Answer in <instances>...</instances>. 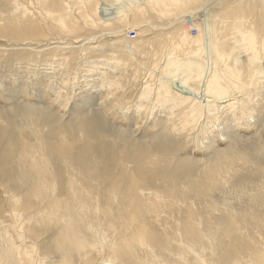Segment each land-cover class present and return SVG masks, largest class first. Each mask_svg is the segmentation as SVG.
Returning <instances> with one entry per match:
<instances>
[{
	"label": "bare ground",
	"instance_id": "obj_1",
	"mask_svg": "<svg viewBox=\"0 0 264 264\" xmlns=\"http://www.w3.org/2000/svg\"><path fill=\"white\" fill-rule=\"evenodd\" d=\"M0 1L5 2L8 12V6L18 0ZM141 1L148 8L144 9L138 0H42L40 4L45 18L51 22L49 24L44 25L42 19L40 22L31 19L27 11L18 8V5L9 14L21 15L18 17L22 20L19 25L4 26L0 19V30L11 28L16 33L18 31V36H24L20 39L29 41L35 34L44 31L59 38L84 36L88 39L99 35L102 32L96 31L106 27L118 29L120 35L129 36L134 30L141 32L150 14L177 28L173 38L177 41L166 46V51L181 50L183 55H187L189 47L197 44L204 32L209 33L207 46L202 50L203 54L211 51L210 56L215 53L212 68L219 73L211 75L210 81L206 82V73L210 70L202 62H196L198 59L176 67L168 59L161 60V66L166 68L162 72L163 84H152L146 80L142 89L156 91L157 97L159 91H166L177 76L182 78V83L195 79L206 90L198 94L194 89L172 91L169 88L166 95L171 99L170 103L164 105L162 101L166 99L159 98L157 105L152 107V111L159 113L162 127L155 145L150 148L156 151L142 153L145 147L132 143L135 139L128 131H113L116 137L112 140L98 133L97 128L87 125L91 120H82L77 121L74 128L53 129L46 135L35 131L36 142L23 139L15 142L16 164L30 162L32 152L40 149L37 141L48 143L49 149L41 160L56 164L52 170L31 165L6 170L10 156L1 152L0 174L7 187H3L5 199L0 201V264H264V215L193 220L192 205L185 198L180 204L178 201L184 194L178 186V167L172 165L181 159L172 157L165 161V148L176 146V153L182 150L165 134L167 121L172 119L175 127L195 128L198 110L194 101L197 100L206 101L211 119L207 121L205 132L189 140L193 143L206 141L201 147L202 152H211L215 139L219 138L229 150L218 163L211 165L219 172L216 178L203 176L201 180H194V167L188 171L186 182L192 189L195 182H199L197 194L204 201H209L210 188L222 185V173L218 169L220 164L230 174L237 163L245 169L250 164L253 167L256 165V157L264 160V81L261 78L264 73L258 67L259 60L264 59V46L259 52L253 19L257 10L258 17L262 15L264 22V10L257 5L261 0L246 2V11L239 13L243 17L242 33L232 34L227 40L224 17L229 5L222 17L214 16L206 24V30L199 31V35L192 39L187 32L180 30L174 18L178 17V13L181 16L183 11L196 6L198 1L201 5L209 2L206 7L209 9L216 0ZM5 9H0V15ZM42 36L44 41H37L36 45L47 44ZM125 40L126 37L122 38V41ZM128 49L127 55L118 60L133 62L132 56L137 49ZM242 51L252 53L247 63L240 58ZM199 55L200 52L195 54ZM99 70L100 67H95L88 77H102ZM71 80H77V76ZM83 83L86 86L90 84L87 79ZM174 94L182 99L181 105L174 100ZM138 97L141 98L140 95ZM155 102L156 98L151 105ZM131 104L132 109L142 105L140 100ZM238 104L242 106L239 111L236 108ZM179 119L181 123L177 124ZM14 124L17 133L40 130L33 119L23 125L20 122ZM92 124L99 126L95 120ZM234 124L243 130H254L253 136L257 141L249 147L248 140L235 133ZM66 140H83L86 147L90 142L101 143L95 150L101 160L100 167L96 170L82 168L87 154L71 151L64 144ZM186 140L189 141L188 138ZM106 141H113V145ZM70 161H75L76 166L64 167ZM189 163L195 161L190 160ZM208 171L212 172L209 167ZM177 207H187L181 212L188 219H180ZM202 209L206 217L207 208ZM3 216L8 220L4 221ZM216 230L217 233H214Z\"/></svg>",
	"mask_w": 264,
	"mask_h": 264
},
{
	"label": "rangeland",
	"instance_id": "obj_2",
	"mask_svg": "<svg viewBox=\"0 0 264 264\" xmlns=\"http://www.w3.org/2000/svg\"><path fill=\"white\" fill-rule=\"evenodd\" d=\"M104 1L111 2L112 0ZM262 1H259L257 5L264 10ZM41 2L42 0H18L14 5L8 6L7 12L5 2L0 1V9H5L4 13L0 15V19L4 26L19 25L22 20L18 17L21 15L9 14L10 10L18 5V8L27 11V16H30L31 19L39 22L42 19L44 25L49 24L51 22L45 18ZM246 2H255V0H216L209 9H206L209 2L201 5V2L198 1L196 6L183 11L181 16L178 13V17L174 19L180 30L187 32L194 39L199 35V31L206 30V24L214 16L222 17L229 5L224 17L227 40L232 37V34L240 35L242 33L243 17L239 13L246 11ZM138 3L144 9L148 8L141 0H138ZM47 7L51 8L49 5ZM258 13L255 10L253 19L256 27V44L260 52L264 46V22L262 15L258 17ZM148 17L149 19L141 32L134 30L129 36L120 35L118 29L111 30L106 27L96 31L102 33L88 39H85L84 36L59 38L44 31L35 34L31 40L24 41L20 39L24 37L23 35H17L18 31L16 33L11 28L8 31L0 30V85L2 84L0 86V158L1 152L9 154L10 159L6 170L23 168L26 165L52 170L56 164L41 160L43 154L49 149L48 143L37 141L40 149L32 152L33 156L30 162L16 164L18 159L15 142L18 139L36 142L34 141L35 131L46 135L53 129L74 128L77 126V121L82 120H91L87 125L97 128L98 133L106 135L112 140L116 137L113 131L116 133L117 131H128L135 139L132 143L145 147L142 149V153L149 150L156 151L150 148L155 145L154 142L160 136L162 127L159 115H157L159 113L157 110L152 111V107L157 105L159 98L166 99L162 101L164 105L170 103L171 99L166 95L169 88L172 91L194 89L198 91V94L206 90V88H201L198 85L199 81L195 79L182 83L180 81L182 78L174 75L175 80L171 82L169 88L166 91H159L157 97L155 96L156 91L142 89L146 80L152 84H163L162 72L166 68L161 66L163 64L161 60L168 59L176 67L179 64L182 66V63L186 61L192 63L198 59L196 62H202L210 70L206 73V82L210 81L211 75L219 73L212 68L215 63V53L210 56L211 51L203 54L204 50H202V47L207 46L206 41L209 33L204 32L201 40L189 47L187 55H183L181 50L166 51L164 50L166 46L177 41V39H173L177 34L175 31L177 28L170 27L168 21L158 19L154 15L149 14ZM42 34L46 38L47 44L36 45L35 42L44 41ZM124 37L126 40L122 41ZM128 47L137 49L132 56L133 62L126 63L118 60V58H124L127 55ZM199 52L200 55L195 56ZM165 53L172 55L165 56ZM227 53L230 54V51ZM251 54L249 51H242L240 58L247 63ZM97 66L100 67L99 71L103 76L100 78L98 76L88 77ZM258 67L261 68L260 72L264 73V59L259 60ZM74 76H77L75 81L71 80ZM261 78L264 81V75ZM84 79L89 81V86L83 83ZM220 84L224 85V82L220 81ZM263 88L264 84H262V90ZM16 92L17 94H15ZM236 96L239 98L238 95ZM155 98L156 102L151 105ZM134 100H140L142 105L132 109L130 106ZM174 100H177L179 105L182 104V99L176 97L175 94ZM194 102H196L195 107L198 110L195 128L191 126L175 127L172 119H169L165 126V134L169 136L168 139L182 147L179 153L175 152L176 146L165 148L166 162L172 157L176 160L181 159L172 165V167H178L180 172L178 186L181 187V192L184 194L182 198L178 199L179 204L185 198L192 205L193 220L196 221H201L203 218L217 220L224 216L240 217L246 214L264 215V160L258 157H256L254 167L250 164L247 168L242 169L240 163H237L230 174L226 172L224 165L220 164L218 169L222 173L220 178L222 185L214 186L208 190L211 195L208 202L197 194L199 182H195L194 189L186 182V176L192 166L195 169H193L195 175H192L194 180H201L203 176L216 178L219 172L214 170L211 165L218 163L221 157L229 153L227 144L219 138L215 139V147L211 152H202L201 147L206 144V141L193 143L189 140L198 137L201 132H205L207 121L211 119L206 101L197 100ZM115 108H118L116 112ZM236 108L239 111L242 106L238 104ZM31 119L36 120V125L40 130L31 129L29 133L15 131L14 123L20 122L23 125ZM93 120L97 121L99 126H94ZM180 123L181 119L177 124ZM100 126H104V128H100ZM25 127L27 128V126ZM234 131L240 138L248 140L249 147L257 141V138L253 136L254 130H243L234 124ZM184 132L187 134L183 135ZM11 140V145H9ZM106 142L110 146L113 145V141ZM117 142L123 143L122 141ZM64 144L73 152L82 151L87 154V160L82 163V168L96 170L100 167L101 160L95 150L101 143L90 142L86 147V142L83 140L78 142L66 140ZM235 150L231 149L230 151ZM104 152L107 154V151ZM211 156L214 158H210ZM190 160L195 163H189ZM75 166L76 162L70 161L64 167ZM208 167L212 170L211 173H209ZM252 182L253 186L251 187ZM3 187H7V184L0 174V201L5 199ZM177 208L180 219H188L181 212V209L185 210L187 207ZM202 208H207L206 217ZM241 210L245 212L241 213ZM3 220L7 221L8 219L3 216ZM214 233H217V230Z\"/></svg>",
	"mask_w": 264,
	"mask_h": 264
}]
</instances>
